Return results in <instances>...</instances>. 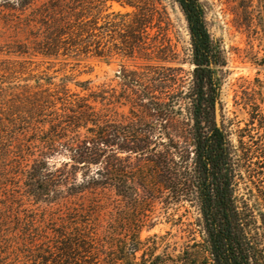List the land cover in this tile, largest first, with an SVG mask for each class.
I'll use <instances>...</instances> for the list:
<instances>
[{
	"label": "rangeland",
	"instance_id": "374dc122",
	"mask_svg": "<svg viewBox=\"0 0 264 264\" xmlns=\"http://www.w3.org/2000/svg\"><path fill=\"white\" fill-rule=\"evenodd\" d=\"M90 1L94 7L89 14L95 20L84 37L91 52L44 57L31 49L25 22L30 10H19L16 0H0V264H53L59 230L67 236L85 232L101 248L110 226L132 212L130 202L110 186L95 194L65 197L73 183L70 178L58 187L57 196L53 188L48 191L46 181L53 187L65 179L62 172L71 169L70 151L58 147L41 158L50 124L39 123L41 117L33 112L60 108L66 90L88 98L109 124L142 125L154 132L153 140L169 143L171 138L193 157L189 93L194 64L187 22L178 5L172 0ZM202 1L211 38L226 63L218 71L221 125L233 132L232 141L237 143L236 131L248 120L242 91L256 78L264 85V31L256 19L250 28L243 25L240 0ZM259 5V0L254 2ZM85 136L87 129L81 128L79 136L68 133L61 141ZM118 157L127 167L146 166L133 153L121 152ZM97 169L91 165L88 176ZM85 171L76 170L77 184ZM138 181L128 179L132 185ZM166 196L147 208L141 238L170 232L179 248L192 244L189 230L194 226L188 224L195 222V209L185 213L181 208L171 216ZM181 215L184 224L170 221ZM196 238L200 240L198 234ZM86 255L85 260L75 256L68 264H93Z\"/></svg>",
	"mask_w": 264,
	"mask_h": 264
},
{
	"label": "trees",
	"instance_id": "16d2710c",
	"mask_svg": "<svg viewBox=\"0 0 264 264\" xmlns=\"http://www.w3.org/2000/svg\"><path fill=\"white\" fill-rule=\"evenodd\" d=\"M36 1L16 0L19 10H30L25 22L30 27L35 55L58 57L91 52L84 37L90 35L95 20L89 14L94 7L90 0H45L39 5ZM172 1L184 15L192 45L194 69L189 98L193 157L190 159L171 138L169 143L153 140L154 132L142 125L125 128L109 124L88 98L69 95L67 90L60 108L33 112L41 117L39 123L50 124L44 133L41 158L52 155L58 147L70 151L71 169L63 171L65 179L53 187L46 181L48 191L53 188L57 196L58 187L70 178L73 183L65 197L95 194L110 186L120 199L130 202L132 210L105 232L101 248L85 232L78 230L67 236L63 230L57 231L53 264H68L75 256L85 260L86 254L93 264H264V85L256 78L242 91L248 120L236 131L234 143L233 132L218 126L215 120L218 71L226 63L219 44L211 38L203 1ZM255 1L240 0L243 25L250 28L256 19L264 31V0H259V6H254ZM96 56L103 54L97 52ZM81 128L87 129L84 139L61 141L68 133L79 136ZM121 152L140 156L146 166H125L118 157ZM91 165L98 169L88 176ZM77 169L86 170L78 184ZM136 176L138 182L128 183ZM165 193V208L173 209L171 216L181 208L185 213L195 209V222L188 224L194 226L189 230L192 244L179 248L171 241L170 232L141 238L147 208ZM183 216L170 221L184 224Z\"/></svg>",
	"mask_w": 264,
	"mask_h": 264
},
{
	"label": "water",
	"instance_id": "95a60500",
	"mask_svg": "<svg viewBox=\"0 0 264 264\" xmlns=\"http://www.w3.org/2000/svg\"><path fill=\"white\" fill-rule=\"evenodd\" d=\"M215 120L218 126H221V107L220 102L215 103Z\"/></svg>",
	"mask_w": 264,
	"mask_h": 264
}]
</instances>
